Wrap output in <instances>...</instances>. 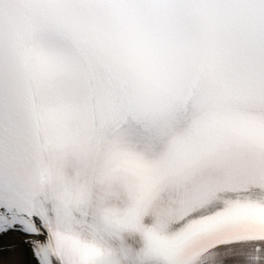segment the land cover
<instances>
[{
	"label": "snow or ice",
	"instance_id": "6c2138e0",
	"mask_svg": "<svg viewBox=\"0 0 264 264\" xmlns=\"http://www.w3.org/2000/svg\"><path fill=\"white\" fill-rule=\"evenodd\" d=\"M0 264H264V0H0Z\"/></svg>",
	"mask_w": 264,
	"mask_h": 264
}]
</instances>
